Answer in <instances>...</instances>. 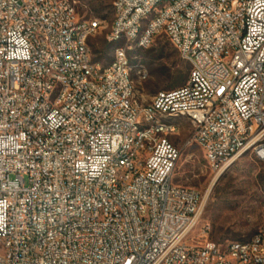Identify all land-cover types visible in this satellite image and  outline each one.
Here are the masks:
<instances>
[{
	"label": "built area",
	"instance_id": "2783aa9c",
	"mask_svg": "<svg viewBox=\"0 0 264 264\" xmlns=\"http://www.w3.org/2000/svg\"><path fill=\"white\" fill-rule=\"evenodd\" d=\"M149 6L162 22L140 42L165 33L190 74L143 104L126 87L132 37L109 31L127 50L87 69L75 29L91 40L99 21L73 0H0V264H264V226L225 246L209 224L192 236L203 196L174 183L177 127L157 124L189 114L185 146L218 174L246 152L264 164V0H114L117 30L133 36ZM132 132L138 147L117 162Z\"/></svg>",
	"mask_w": 264,
	"mask_h": 264
},
{
	"label": "rangeland",
	"instance_id": "374dc122",
	"mask_svg": "<svg viewBox=\"0 0 264 264\" xmlns=\"http://www.w3.org/2000/svg\"><path fill=\"white\" fill-rule=\"evenodd\" d=\"M73 1L82 18L102 21L101 29L90 40V48L96 63H110L118 46L107 39L114 20V0ZM122 43L127 47L126 41ZM128 56L140 103H150L159 91L181 87L189 79V63L180 57L165 33L157 35L147 48H139L132 42ZM163 120L177 127L172 137H176L173 140L181 148L174 183L195 188L203 196V213L192 236L198 238L202 226L209 224L210 238L222 246L251 240L264 226V164L254 154L246 152L218 174L199 145L185 146L193 133L187 116L174 114Z\"/></svg>",
	"mask_w": 264,
	"mask_h": 264
},
{
	"label": "bare ground",
	"instance_id": "6f19581e",
	"mask_svg": "<svg viewBox=\"0 0 264 264\" xmlns=\"http://www.w3.org/2000/svg\"><path fill=\"white\" fill-rule=\"evenodd\" d=\"M174 0H160L161 5H169ZM99 21L94 25V36L98 33V31L102 27V21L98 19H94ZM162 22V15L156 14V6H149L146 10V15H144V20H142V26L135 31L132 36V30H117V19L116 14L114 12V20L112 22L110 31H116V37H132V42L139 48H147L152 42H140L143 40L147 33H149V25H156V23ZM84 37V29H75V38L83 39L82 47L84 48V52H88L86 67L87 69H94L96 66V62L93 59V55L90 48V38ZM59 38H67V31H59ZM122 38H114L112 42L118 43V46L115 49L114 58L116 56V52L119 50H127V47L123 45ZM120 43V44H119ZM124 62L126 66H128V70L133 71L132 62L128 56V54H124ZM98 64V63H97ZM29 68H37L40 67V59L39 58H31L28 60ZM95 77H102V70H95ZM126 87L128 90H135V82L133 72H126ZM174 115V114H170ZM189 118L192 124V117L189 114H183ZM167 116H159L157 117V124L161 125H173L165 122L163 119ZM176 131V129H172V134ZM138 139L139 132H132V137L127 141V149L120 150L117 153V162H125L128 157H131V151H135L138 147ZM151 141H159V133L151 134ZM224 171V170H222ZM146 216H155V207H146ZM7 246H14V239H7ZM27 248H35V238H27Z\"/></svg>",
	"mask_w": 264,
	"mask_h": 264
},
{
	"label": "trees",
	"instance_id": "16d2710c",
	"mask_svg": "<svg viewBox=\"0 0 264 264\" xmlns=\"http://www.w3.org/2000/svg\"><path fill=\"white\" fill-rule=\"evenodd\" d=\"M97 61V60H96Z\"/></svg>",
	"mask_w": 264,
	"mask_h": 264
}]
</instances>
